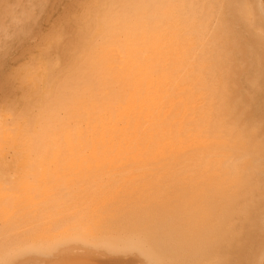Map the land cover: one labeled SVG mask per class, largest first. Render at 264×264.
<instances>
[{"label":"bare ground","instance_id":"bare-ground-1","mask_svg":"<svg viewBox=\"0 0 264 264\" xmlns=\"http://www.w3.org/2000/svg\"><path fill=\"white\" fill-rule=\"evenodd\" d=\"M223 2L0 0V43L19 45L8 63L27 51L46 83L31 121L14 90L0 99V264H143L139 225L154 213L188 231L176 259L220 261L226 221L259 224L264 35L245 27L246 0L222 19ZM69 8L91 26L82 66L61 70L44 53ZM88 69L95 87L78 83ZM202 184L235 189L210 212L181 194ZM237 258H264L258 226Z\"/></svg>","mask_w":264,"mask_h":264},{"label":"snow or ice","instance_id":"snow-or-ice-1","mask_svg":"<svg viewBox=\"0 0 264 264\" xmlns=\"http://www.w3.org/2000/svg\"><path fill=\"white\" fill-rule=\"evenodd\" d=\"M243 6L248 17L245 27L251 29L259 24L261 33L264 35V0H246ZM215 8L221 11L223 19L227 18L230 10L236 8V3L233 0H224L222 5L216 4ZM90 26V21L86 23L85 18L78 10L67 9L57 18L53 25V29L62 36L63 43L59 49L52 52L46 51L44 56L46 58L50 57L52 62H58L61 70L69 67H81L82 62L81 64H76L75 58L81 50ZM53 29H49V31ZM19 39L27 48V38L19 37ZM13 46V44L6 42L0 43V99H3L5 89L14 90L22 101L19 115L31 121L37 115L42 116L45 105L40 100V96L46 87V83L38 75L40 70L37 67L35 58H30L27 51L16 63H8V57ZM260 64L261 70L264 71V52L261 54ZM51 67L52 64L50 63L48 66L49 71ZM69 75L75 76L76 74L74 72L68 73L65 78ZM98 75L99 69H88L87 75L83 79H78V83L85 88L95 87ZM260 107L262 115L259 151L260 159L264 162V87L260 91ZM209 134H211V131ZM41 147L40 140L34 138V148L39 150ZM261 173L259 224L257 225L254 214L250 212L242 230L227 226V221L225 222L226 226H223L220 230V240L231 242L230 247L224 253L228 257L227 259L220 261L176 259L177 252L185 245L188 231L183 227L176 229L170 226L165 222L161 214L154 213L146 216L139 225L143 237L140 251L147 257L143 264H245L243 259H238L237 257H241L244 254L248 238L255 233L257 226L260 232L261 252L264 254V166L261 168ZM235 178L236 173L232 172L230 179ZM247 179L248 177L245 175L243 180L247 181ZM7 189L10 192L19 190L10 182L7 185ZM234 189L235 185L227 187L218 184L209 187L206 184H202L199 187L181 190V194L185 198H194L197 203L203 201L210 212H215L217 207L225 203V199L231 196V192ZM0 239H5L6 241V237ZM215 251L219 253L221 250L216 249ZM259 264H264V258L259 261Z\"/></svg>","mask_w":264,"mask_h":264},{"label":"rangeland","instance_id":"rangeland-1","mask_svg":"<svg viewBox=\"0 0 264 264\" xmlns=\"http://www.w3.org/2000/svg\"><path fill=\"white\" fill-rule=\"evenodd\" d=\"M18 46H19V45H18L17 43L14 44L13 49L17 48ZM13 49H12V50H13ZM12 50H11V51H12ZM11 57H12V56L10 55V56L8 57V59H11Z\"/></svg>","mask_w":264,"mask_h":264}]
</instances>
